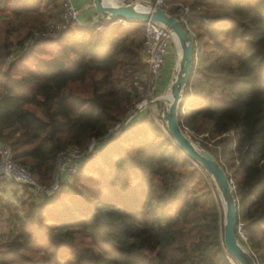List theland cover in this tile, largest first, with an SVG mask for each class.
I'll return each mask as SVG.
<instances>
[{
	"label": "trees",
	"instance_id": "16d2710c",
	"mask_svg": "<svg viewBox=\"0 0 264 264\" xmlns=\"http://www.w3.org/2000/svg\"><path fill=\"white\" fill-rule=\"evenodd\" d=\"M1 1L9 17L0 20V143L46 184L59 152L104 138L130 111L131 80L144 66L142 28L69 24L58 38L35 37L48 19L58 21L62 0ZM189 6L209 23L188 22L193 41H204L179 125L220 144L243 223L239 241L264 264V0ZM29 39L30 51L15 50ZM87 161L53 197L22 185L31 199L4 206L0 264H231L214 185L149 114Z\"/></svg>",
	"mask_w": 264,
	"mask_h": 264
},
{
	"label": "built area",
	"instance_id": "2783aa9c",
	"mask_svg": "<svg viewBox=\"0 0 264 264\" xmlns=\"http://www.w3.org/2000/svg\"><path fill=\"white\" fill-rule=\"evenodd\" d=\"M149 5L160 7L166 10L165 0H152ZM167 11V10H166ZM168 12V11H167ZM173 15L184 25L185 29L189 21L201 22L207 24L209 19L201 14H191L187 6L176 7ZM69 24L81 26H91L97 32L103 31L107 27L114 25H140L144 31V45L142 55L144 57L143 68L135 73L131 80L134 90V98L131 109L126 117L114 124L108 129L107 135L100 140H92L87 147H69L57 154L55 166L48 183L39 182L28 169L21 163L14 160L13 151L7 144L0 143V185L16 183L26 186L29 191L34 193L40 199H49L56 195L62 188V183L68 177L75 176L81 163L94 155L101 148L103 141L117 136L120 132L127 130L132 126L134 121L140 118L148 107L155 101L156 86L165 65V58L169 51L172 34L161 24L151 21L131 22L123 19L114 21H102L100 23L88 24L80 17V10L76 7L73 0H62L59 19L56 23L47 22L45 27L35 32V37H48L57 28L64 30ZM33 47L32 40H26L22 44H17L14 48L16 51L27 53ZM201 53L200 47L196 41H193L192 60L195 67L199 63ZM9 58H6L8 60ZM156 103L154 102L155 105ZM139 114L141 115L140 117ZM237 236L244 239L243 223L238 219L236 225Z\"/></svg>",
	"mask_w": 264,
	"mask_h": 264
},
{
	"label": "water",
	"instance_id": "95a60500",
	"mask_svg": "<svg viewBox=\"0 0 264 264\" xmlns=\"http://www.w3.org/2000/svg\"><path fill=\"white\" fill-rule=\"evenodd\" d=\"M91 3L94 13L98 16L97 23L117 19L131 22H157L175 37L179 47V55L168 84V103L161 105L160 119L165 124L174 144L191 161L197 163L212 180L223 213L222 244L230 259L234 264H257L250 251L240 243L236 234V225L239 219L238 202L231 179L226 175L225 169L219 161L209 151L192 142L179 125L177 112L186 92L193 62L192 37L177 17L160 7H153L145 1H124L112 4L106 0H91Z\"/></svg>",
	"mask_w": 264,
	"mask_h": 264
},
{
	"label": "rangeland",
	"instance_id": "374dc122",
	"mask_svg": "<svg viewBox=\"0 0 264 264\" xmlns=\"http://www.w3.org/2000/svg\"><path fill=\"white\" fill-rule=\"evenodd\" d=\"M18 1H20V0H18ZM34 2H35V0L30 1V3H32L31 5H33ZM19 3L22 4L21 2H19ZM189 3H190V0H165V7H166V10L167 11H174L176 9V7H180V6H187L189 8V10H190ZM2 5H3L2 2L0 1V9L2 8ZM200 14H201V12H200ZM8 17H9V13L8 12H2V13H0V20L1 19H6ZM48 21L49 22L56 23L54 20H51V19H48ZM197 23H201V22H197ZM186 30L189 33V35L192 37V39H196L195 38V34H196L195 32L196 31H194V29L192 28V26H190V25L186 26ZM141 34H142V37L144 38V31H143V29H141ZM59 35H60V29L57 28L54 32H52L51 34H49L48 37L58 38ZM218 38L223 43H225L227 45L229 44V41H230L229 37H226L225 38L221 34H219L218 35ZM203 41L204 40H201V42H196L197 45L200 47V49L202 48L201 47L202 44H200V43H203ZM171 47H172L173 51H175L176 58H177L178 57V54H177V45L174 42L173 38L171 40ZM5 62H7V60ZM199 63H200V60H199ZM171 77H172V75L170 76V78ZM170 78H169V80H170ZM166 88L167 89H165V92H163L160 95H157L155 101L152 102V104H154V102H155L156 105L154 106V105L151 104L148 107V109L143 114H141L142 116L140 118L144 117L146 114H149V117L153 120V122H155L162 129V132L165 133L166 136L174 143V141L172 140V138L169 136V134L167 132V129L165 127V124L160 119V115H158V114H160V111H161V105L164 103L163 97L168 94V85L166 86ZM183 131L190 138V140L192 142H194L196 145L200 146L201 148L206 149L207 151H209L219 161V163L221 164V166L222 167L223 166L225 167V162H226L225 159L224 158H221L218 155V152L220 151L221 146H220L219 143H216V141H214L215 139H209L207 137L208 135L206 133H194L193 131L188 130V129H183ZM100 153H101V148L98 149L97 152H94V155H92L91 157H89L87 160L92 159L94 157H97ZM87 160L85 159V161H83L81 163V166L82 165H85V163L88 162ZM207 177H208V182L209 183L211 182V184H213V182L210 179V177L208 175H207ZM214 189H215V187H214ZM0 190H1V188H0ZM216 195H217V192H216ZM19 197H20L19 194H17V195H13V194L12 195L11 194L10 195H7V193H5V194H1L0 195V201H1V203H0V219H3V218H5L7 216V214H6L7 212L4 209V206L8 203L13 209H15L16 205H18V201L20 200V199H18ZM217 201H218L219 210L221 211V214L223 216L221 202L219 200L218 195H217ZM229 261H230L231 264H234L231 259H229Z\"/></svg>",
	"mask_w": 264,
	"mask_h": 264
},
{
	"label": "crops",
	"instance_id": "0c3cea01",
	"mask_svg": "<svg viewBox=\"0 0 264 264\" xmlns=\"http://www.w3.org/2000/svg\"><path fill=\"white\" fill-rule=\"evenodd\" d=\"M30 1H32V0H20V2L22 4H25V5H29L30 4ZM111 1L117 4V3H122L124 1H126V2H132V1H137V0H111ZM142 1H145L148 4L150 2H152V0H142ZM73 2L76 5V7L80 10V17L84 21H86L88 24L97 23L98 16L93 11L91 0H73ZM43 13L44 12L42 10L35 11L34 13H29V16L31 17L32 20H35L36 22H38V20H40V18L38 16H40V15L43 16ZM114 26H116V25H114ZM107 28H109V27H107ZM10 39L11 40H14V36H11ZM143 60H144V57L142 55V62H143ZM176 60H177L176 53H175V51H173V49H172V47L170 45L169 51H168V53L166 55V58H165L164 68L162 70V73H161L160 78L158 80V84L156 86V91L155 92H156L157 95H160L163 92H165L166 86L169 84V81H170L169 78L173 74ZM140 116L141 115L139 114L138 117H140ZM140 119L141 118H139V119L137 118L134 121L133 124H135ZM13 184H16V183H10V184H5V185H0V188H1L0 193L1 194L7 193V195H10V194L11 195L12 194L13 195H17V194H19L20 197L18 199H20V198L23 199V200L31 199L30 196H28V194L23 193V191L21 189V186L22 185H20V184L13 185ZM17 187H19V188H17Z\"/></svg>",
	"mask_w": 264,
	"mask_h": 264
},
{
	"label": "bare ground",
	"instance_id": "6f19581e",
	"mask_svg": "<svg viewBox=\"0 0 264 264\" xmlns=\"http://www.w3.org/2000/svg\"><path fill=\"white\" fill-rule=\"evenodd\" d=\"M106 1L109 2V3H112V4H116V3L112 2L111 0H106ZM173 40H174V42L177 45V41H176L174 36H173ZM177 54L179 55V47H178V45H177ZM168 98H169V92H168V94L166 96L163 97L164 104L168 103Z\"/></svg>",
	"mask_w": 264,
	"mask_h": 264
}]
</instances>
